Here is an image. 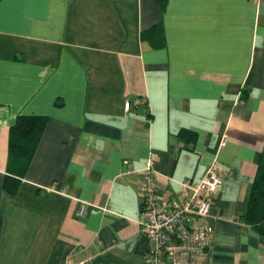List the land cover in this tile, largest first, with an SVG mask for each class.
<instances>
[{
	"label": "crops",
	"instance_id": "1",
	"mask_svg": "<svg viewBox=\"0 0 264 264\" xmlns=\"http://www.w3.org/2000/svg\"><path fill=\"white\" fill-rule=\"evenodd\" d=\"M20 115L48 122L16 176ZM263 152L264 0H0V264H148L152 156L163 200L218 166L204 264H264Z\"/></svg>",
	"mask_w": 264,
	"mask_h": 264
},
{
	"label": "built area",
	"instance_id": "2",
	"mask_svg": "<svg viewBox=\"0 0 264 264\" xmlns=\"http://www.w3.org/2000/svg\"><path fill=\"white\" fill-rule=\"evenodd\" d=\"M124 107L129 111L130 102ZM155 163L154 156L146 161L138 189L143 233L150 241L145 259L148 264H204L214 235L209 221L212 197L223 188L218 166L213 163L199 182H181V190L163 200Z\"/></svg>",
	"mask_w": 264,
	"mask_h": 264
},
{
	"label": "trees",
	"instance_id": "3",
	"mask_svg": "<svg viewBox=\"0 0 264 264\" xmlns=\"http://www.w3.org/2000/svg\"><path fill=\"white\" fill-rule=\"evenodd\" d=\"M47 122L48 119L45 116L20 115L10 128L8 161L10 170L15 172L14 175L24 174V171L30 165L42 138V133L47 127ZM179 137H188V141H194L196 133L183 129L180 131ZM259 162L246 220L254 225L255 229L264 237V152ZM19 182L20 179L9 176L5 180L4 188L8 193L14 194L20 185Z\"/></svg>",
	"mask_w": 264,
	"mask_h": 264
}]
</instances>
